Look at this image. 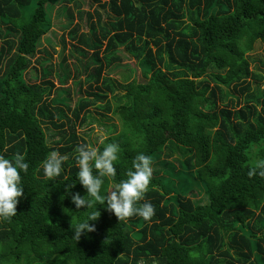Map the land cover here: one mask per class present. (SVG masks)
<instances>
[{
	"label": "trees",
	"instance_id": "1",
	"mask_svg": "<svg viewBox=\"0 0 264 264\" xmlns=\"http://www.w3.org/2000/svg\"><path fill=\"white\" fill-rule=\"evenodd\" d=\"M92 1L106 22L82 0H0V155L29 164L17 213L0 222V264H264V177L248 175L264 159V76L250 68L264 61L248 55L256 42L264 53V0ZM61 15L69 49L46 36ZM130 58L140 74L123 65ZM121 66L119 79L105 74ZM70 77L85 94L73 105ZM91 108L120 122L97 145L120 148L102 194L142 152L153 175L137 206L155 214L120 221L97 204L94 230L76 240L89 210L71 193L89 197L74 157L93 145L77 126L93 123ZM52 151L66 159L50 180L40 165Z\"/></svg>",
	"mask_w": 264,
	"mask_h": 264
},
{
	"label": "clouds",
	"instance_id": "2",
	"mask_svg": "<svg viewBox=\"0 0 264 264\" xmlns=\"http://www.w3.org/2000/svg\"><path fill=\"white\" fill-rule=\"evenodd\" d=\"M101 143L102 147L80 144L76 148L74 157L77 168L76 177L89 197L85 199V195L71 193V200L77 209L84 206L86 210H89L86 217L76 218L73 226L76 240L80 238L82 232L94 230V226L88 221L98 218L97 204H106L107 210L114 213L120 221L134 216L149 221L155 214V208L150 202L137 206L149 190L153 175L151 157L142 152L138 153L131 161L126 179L112 183V186L102 194L105 179L113 181L117 175L115 164L119 160L120 148L116 143H103V141ZM65 159L57 151H52L47 155L40 165L44 176L50 180L59 177ZM28 168L29 164L19 153L16 154L14 160L0 155V222L8 221L16 215L17 198L23 194L21 173H27ZM257 174L264 177V159L255 160L250 167L248 175ZM72 186L69 185L68 189Z\"/></svg>",
	"mask_w": 264,
	"mask_h": 264
},
{
	"label": "rangeland",
	"instance_id": "3",
	"mask_svg": "<svg viewBox=\"0 0 264 264\" xmlns=\"http://www.w3.org/2000/svg\"><path fill=\"white\" fill-rule=\"evenodd\" d=\"M100 2L102 3L103 0H100ZM70 8H72V13H73V21H72V25L73 24H77L78 25V30L79 32H85L87 30V20H86V16L85 15H79L77 13V11L70 5ZM82 10L84 11H88V12H93L94 10H97L101 16V21L102 22H106L108 20L107 17V9L104 7H100L99 3L93 2L92 0H82V6H81ZM97 19L96 16H93V20ZM53 21V26L51 31H53V33L49 32L46 36H53V38L56 41V44L54 47H60L59 45V40L61 37L64 38L66 47L69 49L70 48V42L68 41L69 38L67 37V32H68V28H64V30L61 28V25L64 24V26L66 25V23L68 22L67 16L65 15H61L60 18L54 19L52 18ZM259 43L256 42L254 45V50L248 52V55H250V57H258L261 58L264 61V53L261 50V47L258 46ZM45 47H49L47 44ZM120 50V48H119ZM89 55V54H88ZM65 56L69 61V65L70 67H72V63L70 58L67 56V51L65 52ZM126 58V57H125ZM58 58L55 57L54 58V62H57ZM250 60V59H249ZM123 65H127L132 69H136L137 73L140 74V68L138 67V65L136 64V62H134L131 58L130 60H124L123 61ZM250 68L251 69H257L259 70V72L264 76V65H262L258 60L255 61H250ZM122 70V71H126L124 70V66H121V68L115 70L114 72H107L105 73L106 75H110L111 77L115 78V79H119L120 78V74H118V72ZM121 71V72H122ZM136 76V75H134ZM138 78V77H137ZM73 82V78L70 77L67 80V83L70 85L68 88V91L70 93V100L69 103L71 105H73L75 99L77 98V96L79 95H85L84 92L82 93H77L76 92V86ZM72 83V84H71ZM260 87H262V85L260 84ZM255 88V86L253 85V83L251 84V89ZM84 90V88H83ZM97 110H95V108H91L90 109V113L93 116V123L91 124H86L85 126H77V131L80 132H88V137H86L87 139H90L91 142L93 143L92 146H97L99 144V142L105 137L107 136L106 130H107V125H111V124H115L116 127H119L120 122L118 119H116V117H114L112 115V117L114 119H107V118H102L101 116H99L97 114ZM108 116L110 115L109 113L107 114ZM78 125V124H77ZM187 196H190L187 195ZM202 198V192L200 191V195L196 196L195 198Z\"/></svg>",
	"mask_w": 264,
	"mask_h": 264
}]
</instances>
